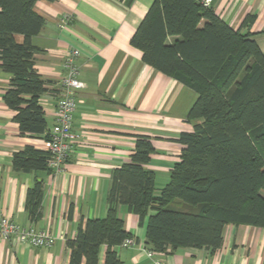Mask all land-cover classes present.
<instances>
[{
	"label": "trees",
	"instance_id": "trees-1",
	"mask_svg": "<svg viewBox=\"0 0 264 264\" xmlns=\"http://www.w3.org/2000/svg\"><path fill=\"white\" fill-rule=\"evenodd\" d=\"M37 1L0 0V66L11 74L4 100L21 133L33 136L47 130L39 99L48 81L35 68L32 44L45 24ZM254 20L249 15L235 29L202 0H153L131 43L146 63L198 93L188 115L193 130L180 134V161L159 193L145 167L154 152L152 138L137 137L130 160L112 172L107 215L89 218L68 239L70 264L82 259L99 264L103 246L104 264H120L116 247L132 237L120 205L141 222L148 217L147 240L157 251H215L227 224L264 227V50L251 32L242 31ZM50 159L49 150L27 145L14 154L12 165L23 172L52 170ZM42 198L37 182L26 202L32 220L41 213Z\"/></svg>",
	"mask_w": 264,
	"mask_h": 264
},
{
	"label": "crops",
	"instance_id": "crops-1",
	"mask_svg": "<svg viewBox=\"0 0 264 264\" xmlns=\"http://www.w3.org/2000/svg\"><path fill=\"white\" fill-rule=\"evenodd\" d=\"M153 0H39L35 10L45 24L32 37L35 68L48 81L39 102L47 130L41 136L22 134L15 111L4 100L11 74L0 66V206L21 226L34 225L56 237L50 247H35L0 235V264H70L68 239L75 238L89 218H103L108 210L112 172L128 162L137 137L152 138L154 152L145 167L155 177L156 192L170 181L180 161L183 145L179 136L192 131L189 112L198 93L146 63L142 50L131 38ZM216 13L233 28L255 15L243 32L264 50V0H213ZM62 20L66 23L62 25ZM16 39L21 42L23 36ZM80 50L76 63L85 87L79 91L72 130L77 135L61 171H18L12 159L32 145L47 150L45 135L51 137L56 106L61 98L65 61L72 49ZM1 63V61H0ZM41 182V213L32 220L26 209L28 190ZM125 228L135 244L116 247L120 264H264V227L227 224L223 243L208 248L181 247L157 251L147 240L146 217L126 206L118 207ZM151 252V254H150ZM106 246L100 252L105 263ZM81 264H86L82 259Z\"/></svg>",
	"mask_w": 264,
	"mask_h": 264
},
{
	"label": "built area",
	"instance_id": "built-area-1",
	"mask_svg": "<svg viewBox=\"0 0 264 264\" xmlns=\"http://www.w3.org/2000/svg\"><path fill=\"white\" fill-rule=\"evenodd\" d=\"M206 6L212 5L213 0H202ZM66 20H62V25ZM80 50L72 49L66 58V74L62 79L63 94L59 99L56 112L57 118L53 126L51 137L46 141V148L51 154L49 167L53 171H61L67 161L71 143L76 140L77 135L73 132V115L77 106V96L80 90L85 87L79 77V67L76 63ZM0 235L4 239L15 238L20 242L31 244L35 247H50L55 241L49 231L37 228L34 225L21 226L17 224L0 206ZM135 244V239L129 237L118 247L126 248ZM151 254V252H150Z\"/></svg>",
	"mask_w": 264,
	"mask_h": 264
}]
</instances>
